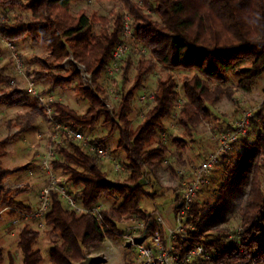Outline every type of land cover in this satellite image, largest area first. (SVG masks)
I'll return each mask as SVG.
<instances>
[{"label": "trees", "instance_id": "1", "mask_svg": "<svg viewBox=\"0 0 264 264\" xmlns=\"http://www.w3.org/2000/svg\"><path fill=\"white\" fill-rule=\"evenodd\" d=\"M76 0H0L3 7H26L30 15L16 16L12 22H0V33L9 42L26 36L33 43H40L48 59L36 57L39 68L35 75L51 86L67 82L62 63L69 56L86 71L87 82L80 72L69 65L70 76L76 80L73 90L88 102L83 113L61 101L42 102L34 98L29 108L14 122L20 130L34 126L38 118L60 122L79 128H92L102 118L108 127L104 137L93 139L104 147V141L117 134V149L124 154V169L128 176L121 182L109 181L100 165L97 154L88 152L72 138L66 144H54L60 156L52 161V169L66 175L76 188L75 198L85 207L96 205L100 199L119 196L120 202L99 213L103 219L101 229L95 218L87 213L77 214L67 208L56 191L51 192L50 207L43 222L47 225L45 236L51 244L49 264H74L85 258V251L98 248L105 237H116L120 224L131 217H144L141 207L147 193L143 180L153 176L168 151L166 145L157 143L150 147L156 135L164 130V120L172 113L179 92L175 70H181L180 83L184 100L181 102L176 122L183 136L210 122L211 106L221 98L232 100L237 92L250 91L252 84L264 68V0H119L120 10L112 16L87 14L84 9L71 14V3ZM130 16L133 40L148 50V56L134 65L131 85L120 95L119 104L110 110L103 99L104 90L99 77L106 70L114 46L120 42L122 28L121 10ZM93 22L100 28L92 33ZM250 63V73L234 84H225V76L235 66ZM131 65L128 55L120 65L125 77ZM164 72L156 79L152 92V105L140 122L131 127L129 112L134 92L151 70ZM9 78L0 71V101L20 105L26 101L21 88L9 85ZM11 87L4 90L6 87ZM50 105V113L46 105ZM251 125L256 133L253 141L244 142L251 177L245 203L239 210L240 224L231 236L219 234L205 237L201 229L198 204L193 201L185 225L188 237L178 238L175 251L180 258L201 245L200 257L193 264H264V187L260 183V167H264V101L254 114ZM181 139H175L180 142ZM180 144V143H179ZM5 152L0 150V158ZM7 170L0 168V210L10 208V214L29 212L32 209L12 197L1 195L2 182ZM5 192V191H4ZM156 228L149 222L142 232L145 236ZM39 231L26 224L18 230L16 247L22 264H43V255L33 248ZM4 261L0 248V264ZM8 264H15L12 254H7ZM195 261V260H193Z\"/></svg>", "mask_w": 264, "mask_h": 264}, {"label": "rangeland", "instance_id": "2", "mask_svg": "<svg viewBox=\"0 0 264 264\" xmlns=\"http://www.w3.org/2000/svg\"><path fill=\"white\" fill-rule=\"evenodd\" d=\"M121 5L119 0H76L71 3V14L76 15L78 10L84 9L87 14L94 13L96 16L110 17L112 16L110 11L120 10ZM126 12L125 9L121 10L122 17ZM18 15L27 17L30 12L26 7L0 6V22H12ZM99 28V22H93L91 32L96 33ZM128 44L130 52L124 59L130 55L131 65L127 69L125 77L122 76V70L114 75H108L104 71L98 80L104 90V102L112 111L119 104L121 93L132 83L136 61L148 56V50L137 41L129 39ZM48 56L43 46L40 43L31 42L28 36L17 42H9L0 33V71L3 75L8 76L11 85L23 90L26 98V101L20 105L0 101V150L5 152L4 156L0 158V168L8 171L2 182L1 195L7 198L12 197L32 210L37 206L40 190L48 182L47 175L41 166L44 156L50 150L54 151V155L50 159V167H52L53 160L60 158L54 149V140H52L55 131L52 121L41 117L35 121L33 127L26 130H20L14 125V122L30 107L29 102L37 97L44 103L54 100L61 101L78 113H83L88 108V102L73 90L76 80L70 76L69 65L75 66L85 83L88 75L72 56L67 57L62 63L61 72L67 78V82L63 85L50 87L49 82L37 78L34 71L39 68V64L35 58L48 59ZM17 63L20 66H17ZM250 71L249 62L238 64L226 74L225 84H234L240 77L248 75ZM174 72L179 97L171 115L164 120L165 129L156 135L150 145V147H154L157 143H162L166 145L168 151L161 166L155 170V174L143 180L142 184L147 196L143 198L141 205L146 212L158 209L170 226H173L174 207L179 201L184 183L191 177L197 164L216 146L213 137L219 131L233 126L244 109H253L255 114L264 101V68H262L261 74L252 84L250 91L239 89L232 100L221 98L210 108L211 121L197 126L190 136H183L182 129L175 119L179 110L178 103L184 100L180 83L181 70ZM163 75L164 72L158 68L151 70L134 92L129 112L132 128L140 122L143 114L151 107L156 79ZM11 80L14 82L11 83ZM29 81L34 82L36 96L28 94L25 90ZM10 86L4 90L12 87ZM2 88L1 85L0 89ZM2 91L0 90V93ZM78 129L77 131L81 132L89 141L104 137L108 131V127L102 125V118L92 128L78 127ZM256 129L251 125L247 134L235 144L233 150L209 171L205 183L194 200L198 204L199 216L204 217L200 227L205 231L207 238L219 234H227L230 237L238 229L239 210L245 203L251 177L250 161L247 160V151L243 143L254 140ZM175 139L177 141L181 139V141L175 142ZM73 142L78 144L74 140ZM66 143L67 141L64 140V144ZM116 145L117 134L114 133L104 141V147L108 150L110 158L100 160V165L106 173L107 180L121 182L128 176V173L123 165L124 154L117 149ZM52 172L58 186L63 187L72 195L76 193V188L70 185L65 174L53 169ZM259 178L262 187H264V167H260ZM119 202V196L102 197L98 206L105 209ZM11 210L10 208L0 210V248L4 258L2 264H7L8 252L13 255L15 264H22V257L16 247V242L18 230L23 224L39 231L33 248L39 250L43 255L42 263L49 264L48 252L51 244L45 236L47 225L41 219L26 218L20 213L12 215L10 214ZM122 225L120 224L119 229ZM185 226L184 230L190 227L189 225ZM181 236V234L176 236L175 244ZM135 255L133 250L127 247L125 241L116 235V237H105L102 245L98 248L86 249L85 258L74 264H132L136 258ZM194 262H196V258L191 257L188 262L177 264H193Z\"/></svg>", "mask_w": 264, "mask_h": 264}, {"label": "built area", "instance_id": "3", "mask_svg": "<svg viewBox=\"0 0 264 264\" xmlns=\"http://www.w3.org/2000/svg\"><path fill=\"white\" fill-rule=\"evenodd\" d=\"M132 38L133 29L131 20L129 14L126 12L122 17L120 42L114 46L111 58L105 70L108 75H114L120 70V65L124 57L130 52L128 40ZM17 66L20 65L17 63ZM10 82L13 83L14 81L11 80ZM25 90L28 94L36 96L33 81L28 82ZM181 102L178 103V108ZM51 110L52 107L49 104L46 105L47 113H50ZM253 116V109H244L233 126L226 130L219 131L213 137L216 146L197 164L192 171L191 177L183 185L179 201L174 207V215L172 218L173 226L167 223L158 209H153L146 212V215L142 218L138 216L131 217L120 227L117 234L125 241L127 247L132 249L136 254V258L132 264H177L179 262H188L191 257L201 256L203 249L201 245H198L187 251L184 256L180 258L175 251L176 244L174 239L179 234L182 235L180 237L181 239L188 237L187 229L184 230L186 227L185 219L191 208V204L195 200L201 186L206 181V175L223 157L229 154L233 150L235 144L247 134ZM52 123L55 131L52 137L54 144H63L67 136L78 142V144L88 152L97 154L99 158H110V154L105 147L89 141L81 132L60 122L52 121ZM53 155L54 151L50 150L41 162V166L47 175L48 182L39 192L36 208L29 212L19 213L22 214V216H26V218L41 219L43 222L44 216L50 207L51 192L56 191L67 208L75 211L77 214L87 213L92 215L102 229L103 219L99 213L102 208L98 206V203L94 206L85 207L74 195L56 184V177L50 167V159ZM149 222L156 223V228L151 233L142 236V232Z\"/></svg>", "mask_w": 264, "mask_h": 264}, {"label": "crops", "instance_id": "4", "mask_svg": "<svg viewBox=\"0 0 264 264\" xmlns=\"http://www.w3.org/2000/svg\"><path fill=\"white\" fill-rule=\"evenodd\" d=\"M173 213H174V212H173ZM8 253H9V252H8ZM8 253H7V254H8ZM10 254H11V253H10ZM12 256H13V255H12ZM7 264H8V261H7Z\"/></svg>", "mask_w": 264, "mask_h": 264}]
</instances>
